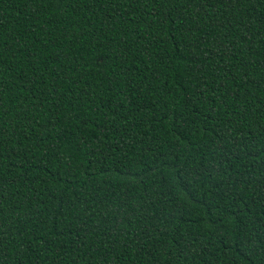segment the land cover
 Listing matches in <instances>:
<instances>
[{"label":"trees","instance_id":"1","mask_svg":"<svg viewBox=\"0 0 264 264\" xmlns=\"http://www.w3.org/2000/svg\"><path fill=\"white\" fill-rule=\"evenodd\" d=\"M0 264H264V0H0Z\"/></svg>","mask_w":264,"mask_h":264}]
</instances>
